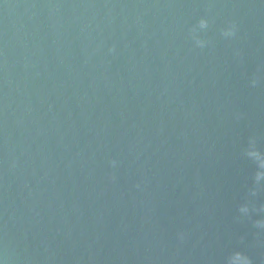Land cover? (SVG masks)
I'll use <instances>...</instances> for the list:
<instances>
[{"label": "water", "instance_id": "95a60500", "mask_svg": "<svg viewBox=\"0 0 264 264\" xmlns=\"http://www.w3.org/2000/svg\"><path fill=\"white\" fill-rule=\"evenodd\" d=\"M0 264H264V0H0Z\"/></svg>", "mask_w": 264, "mask_h": 264}]
</instances>
